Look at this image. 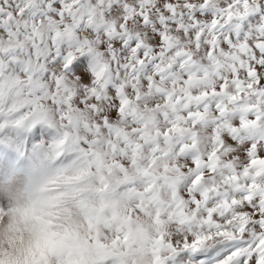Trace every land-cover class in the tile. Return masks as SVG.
Instances as JSON below:
<instances>
[{
	"label": "snow or ice",
	"instance_id": "snow-or-ice-1",
	"mask_svg": "<svg viewBox=\"0 0 264 264\" xmlns=\"http://www.w3.org/2000/svg\"><path fill=\"white\" fill-rule=\"evenodd\" d=\"M37 125L41 178L0 173V241L65 225L32 264H264V0H0V131Z\"/></svg>",
	"mask_w": 264,
	"mask_h": 264
},
{
	"label": "rangeland",
	"instance_id": "rangeland-1",
	"mask_svg": "<svg viewBox=\"0 0 264 264\" xmlns=\"http://www.w3.org/2000/svg\"><path fill=\"white\" fill-rule=\"evenodd\" d=\"M39 125L20 129H5L0 131V173L7 172L9 167L16 172L22 188L35 183L41 178L45 170V154L41 145L50 139V133L44 129L38 136H34ZM219 247V246H217ZM210 249L195 254H187L184 264H212L220 253H211ZM199 257V261L192 259Z\"/></svg>",
	"mask_w": 264,
	"mask_h": 264
},
{
	"label": "clouds",
	"instance_id": "clouds-1",
	"mask_svg": "<svg viewBox=\"0 0 264 264\" xmlns=\"http://www.w3.org/2000/svg\"><path fill=\"white\" fill-rule=\"evenodd\" d=\"M7 224L0 218V226ZM62 223L54 202L37 206L24 218H18L17 230L9 238L0 241V264H32L46 250L50 234L62 231ZM7 253V255H6Z\"/></svg>",
	"mask_w": 264,
	"mask_h": 264
}]
</instances>
